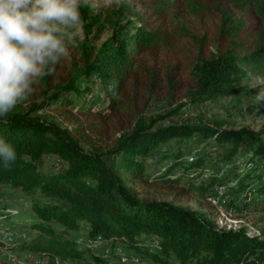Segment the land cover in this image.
<instances>
[{"label": "trees", "instance_id": "obj_1", "mask_svg": "<svg viewBox=\"0 0 264 264\" xmlns=\"http://www.w3.org/2000/svg\"><path fill=\"white\" fill-rule=\"evenodd\" d=\"M176 1L156 0L155 6L161 11ZM239 1L251 5L260 20L256 42L242 55L233 49L199 55L190 65L193 90L185 103L171 102L163 116H148L143 109L155 90L168 87L171 94L175 87L173 69L164 70L151 58L157 32L135 26L136 13L126 4L105 10L102 19L82 2L83 39L37 82L7 123H0V138L16 150L15 161L0 163V189L22 194L35 218L22 243L0 240V249L62 264L81 260L102 240L158 264L170 258L178 264H264V227L255 236L215 223L210 189L227 185V176L212 171L202 180L207 165L233 161L246 144L245 167L230 190L245 202L260 198L264 207V128L235 131L233 124L202 119L170 122L186 113V105H220L248 93L251 81L264 87V0ZM106 32L110 35L101 40ZM96 84L103 94L98 102L88 99ZM49 108L62 125L38 116ZM119 121L130 128H119ZM187 142H200L214 153L202 149L195 158H184ZM191 200L198 209L182 205ZM6 209L1 205V220L7 219ZM73 232L85 233L89 246L80 249ZM147 238L154 241L152 250L143 244ZM92 259L107 264L101 256Z\"/></svg>", "mask_w": 264, "mask_h": 264}, {"label": "rangeland", "instance_id": "obj_2", "mask_svg": "<svg viewBox=\"0 0 264 264\" xmlns=\"http://www.w3.org/2000/svg\"><path fill=\"white\" fill-rule=\"evenodd\" d=\"M91 6L95 14L104 18L105 10L117 9L121 4H126L136 16L131 20L137 27H143L147 31L157 32L159 42L152 50L151 58L162 66L164 70H172L175 77L168 93V87L154 91L149 100L145 99L144 112L148 116H163L171 108L170 103L176 106L185 103L187 94L193 90L189 76L193 62L200 55H209L235 50L243 54L244 50L251 48L257 40V34L261 27L260 20L251 5L243 4L239 0H177L169 8L158 10L156 0H83ZM128 18V15H126ZM83 33V32H82ZM76 39H83V34ZM110 35L106 32L101 36L104 40ZM71 41L70 53L77 41ZM112 86L109 92L112 93ZM253 92L254 94H250ZM249 92L239 96L225 99L220 105L205 103L198 106L186 105L182 111L184 115L174 117L171 123H193L202 121H224L233 124L232 130L247 129L251 132H260L264 128V87H260L255 81L249 82ZM103 98L101 85L96 84L88 99L100 101ZM262 100V102L260 101ZM38 116L45 121L62 125V121L54 109H44ZM167 122L160 125H166ZM119 128L128 130V123L118 122ZM115 135V137H117ZM111 135V139L115 138ZM173 143H169L172 146ZM250 146L239 148L237 156L229 163L207 165L202 180L212 171L220 177L226 178L223 187L214 186L210 189V203L218 212L215 223L226 230H238L244 228L250 235H258L259 228L264 227V207L260 198L245 202L241 196H236L230 190L236 183V175L244 169V158L248 154ZM214 153V149L207 150L202 143H185L182 147L184 158H195L201 150ZM51 160V159H50ZM50 160L46 161L48 167ZM163 166V165H162ZM161 166V167H162ZM45 167V168H46ZM160 167V168H161ZM248 166L247 168H249ZM230 172V173H229ZM201 181V180H199ZM255 185V181L251 182ZM215 196V197H214ZM215 199V200H214ZM6 206L7 219H0V240L5 244L22 243L29 235L26 232L28 226L35 219L29 211V202L22 194L0 189V207ZM198 209L195 200L182 203ZM77 241L80 249L89 246L88 239L83 232L70 233ZM88 240V241H87ZM152 238L143 240L145 247L154 248ZM94 243V242H93ZM92 256H101L107 264H158L145 257L138 256L127 251L120 245H113L102 240H97L89 254L81 260L62 264H102L95 262ZM129 261L121 263L119 259ZM0 264H47L46 259L38 255L22 252H6L0 249ZM167 264H178L174 258H170Z\"/></svg>", "mask_w": 264, "mask_h": 264}, {"label": "clouds", "instance_id": "obj_3", "mask_svg": "<svg viewBox=\"0 0 264 264\" xmlns=\"http://www.w3.org/2000/svg\"><path fill=\"white\" fill-rule=\"evenodd\" d=\"M82 2L0 0V123L70 55V42L83 31ZM15 159L14 146L0 138V163Z\"/></svg>", "mask_w": 264, "mask_h": 264}, {"label": "built area", "instance_id": "obj_4", "mask_svg": "<svg viewBox=\"0 0 264 264\" xmlns=\"http://www.w3.org/2000/svg\"><path fill=\"white\" fill-rule=\"evenodd\" d=\"M214 197H215V196H214ZM116 259H119L121 263H128V262H129V261H124V260H122L121 258H118L117 256H116Z\"/></svg>", "mask_w": 264, "mask_h": 264}, {"label": "bare ground", "instance_id": "obj_5", "mask_svg": "<svg viewBox=\"0 0 264 264\" xmlns=\"http://www.w3.org/2000/svg\"><path fill=\"white\" fill-rule=\"evenodd\" d=\"M215 200V199H214ZM79 243V242H78Z\"/></svg>", "mask_w": 264, "mask_h": 264}]
</instances>
